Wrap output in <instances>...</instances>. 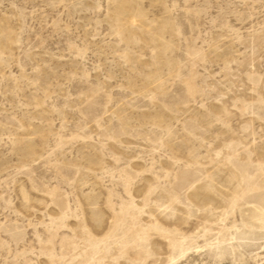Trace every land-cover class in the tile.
Wrapping results in <instances>:
<instances>
[{
    "label": "rangeland",
    "instance_id": "374dc122",
    "mask_svg": "<svg viewBox=\"0 0 264 264\" xmlns=\"http://www.w3.org/2000/svg\"><path fill=\"white\" fill-rule=\"evenodd\" d=\"M0 264H264V0H0Z\"/></svg>",
    "mask_w": 264,
    "mask_h": 264
}]
</instances>
